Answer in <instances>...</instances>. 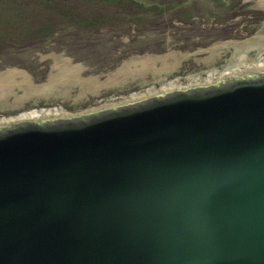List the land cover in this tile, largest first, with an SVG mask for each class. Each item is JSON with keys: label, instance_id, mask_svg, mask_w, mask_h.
<instances>
[{"label": "water", "instance_id": "95a60500", "mask_svg": "<svg viewBox=\"0 0 264 264\" xmlns=\"http://www.w3.org/2000/svg\"><path fill=\"white\" fill-rule=\"evenodd\" d=\"M0 103V264H264V67Z\"/></svg>", "mask_w": 264, "mask_h": 264}, {"label": "rangeland", "instance_id": "374dc122", "mask_svg": "<svg viewBox=\"0 0 264 264\" xmlns=\"http://www.w3.org/2000/svg\"><path fill=\"white\" fill-rule=\"evenodd\" d=\"M257 67L264 0H0V103L207 84Z\"/></svg>", "mask_w": 264, "mask_h": 264}, {"label": "bare ground", "instance_id": "6f19581e", "mask_svg": "<svg viewBox=\"0 0 264 264\" xmlns=\"http://www.w3.org/2000/svg\"><path fill=\"white\" fill-rule=\"evenodd\" d=\"M258 63H260V62H258ZM256 65V64H255ZM258 66V65H257ZM208 79H211V78H208ZM207 81V80H206ZM173 85V84H172ZM166 86V85H165ZM170 86V85H169ZM175 86V85H174ZM172 87V86H171Z\"/></svg>", "mask_w": 264, "mask_h": 264}]
</instances>
